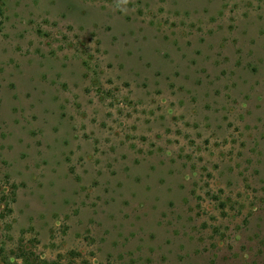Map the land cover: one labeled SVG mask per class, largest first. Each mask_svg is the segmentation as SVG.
Here are the masks:
<instances>
[{"label":"rangeland","instance_id":"rangeland-1","mask_svg":"<svg viewBox=\"0 0 264 264\" xmlns=\"http://www.w3.org/2000/svg\"><path fill=\"white\" fill-rule=\"evenodd\" d=\"M0 264H264V0H0Z\"/></svg>","mask_w":264,"mask_h":264},{"label":"clouds","instance_id":"clouds-1","mask_svg":"<svg viewBox=\"0 0 264 264\" xmlns=\"http://www.w3.org/2000/svg\"><path fill=\"white\" fill-rule=\"evenodd\" d=\"M122 2H123L124 4H127L128 0H122Z\"/></svg>","mask_w":264,"mask_h":264}]
</instances>
